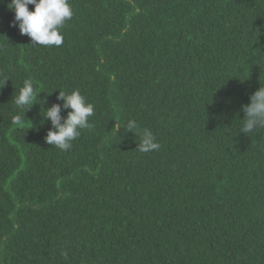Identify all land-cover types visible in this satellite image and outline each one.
<instances>
[{
	"label": "trees",
	"instance_id": "obj_1",
	"mask_svg": "<svg viewBox=\"0 0 264 264\" xmlns=\"http://www.w3.org/2000/svg\"><path fill=\"white\" fill-rule=\"evenodd\" d=\"M69 2L46 47L0 0V264H264V129L241 133L264 0ZM25 79L39 93L17 125ZM74 89L95 114L61 151L41 115Z\"/></svg>",
	"mask_w": 264,
	"mask_h": 264
},
{
	"label": "clouds",
	"instance_id": "obj_2",
	"mask_svg": "<svg viewBox=\"0 0 264 264\" xmlns=\"http://www.w3.org/2000/svg\"><path fill=\"white\" fill-rule=\"evenodd\" d=\"M33 10L29 11L28 6ZM14 11V26L21 35H27L34 46L60 47L64 43L62 29L67 21L71 20L74 12L69 0H10L7 5ZM3 46H0L2 50ZM7 76L0 77V88L4 86ZM37 92L31 79H25L19 88L13 103L20 110L12 119L13 124H22L25 120V111L36 103ZM57 100L62 103H53L50 107L43 108L41 115L50 120L52 128L47 131L45 142L55 146L61 151L72 148V142L76 140L81 130L92 127L89 118L95 114V106L88 102L79 89L58 91ZM44 103V102H43ZM70 109L67 115L62 117L61 110ZM241 111L244 113L241 133L249 134L264 129V86L249 96V103L243 105ZM126 130H133L140 136L137 149L148 153L159 150L161 145L157 142L155 135L149 129H139L137 123L129 121ZM67 256V253H64Z\"/></svg>",
	"mask_w": 264,
	"mask_h": 264
}]
</instances>
